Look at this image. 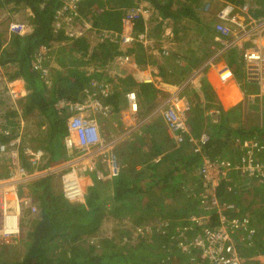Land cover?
Listing matches in <instances>:
<instances>
[{"label":"trees","instance_id":"trees-1","mask_svg":"<svg viewBox=\"0 0 264 264\" xmlns=\"http://www.w3.org/2000/svg\"><path fill=\"white\" fill-rule=\"evenodd\" d=\"M63 1L51 0L45 3L44 0H0V10L6 8L14 15L24 10L27 13L24 22L32 27V32L27 36L11 35L8 48H3L4 33L0 32V67L16 66V71L10 78L12 80L21 79L25 82L27 93L25 97L18 100L22 116L27 117L38 111L45 121L43 126H46L44 131L46 137L41 141V146L36 147H40L39 149L46 153L45 167L59 165L67 161L64 146V137L67 134V114H61L57 110V102L62 99L80 101L83 98V91L91 81L94 78L101 79L98 72L86 76L76 72L67 74V69H63L57 75L52 71L55 79L51 88H47L40 72L33 66L34 57L42 46L53 47L66 43L68 50L72 49L75 52L81 49L82 54L87 56L89 50L87 41L78 39L69 44L66 42L70 41L65 34L66 31L56 29L55 15ZM138 1L107 0L108 9L102 11L94 0H86L80 6V16L83 18L92 17V20H95V27L118 30L122 16ZM188 1L182 3L180 0H150L154 15L151 20H144V18L137 20L134 24L135 34L139 35L144 32L148 34L150 26L156 20L155 17L159 15L163 22L171 20L172 25L175 22L177 30H182L185 33L189 31L188 34L192 40L201 43V40L211 38L212 32L215 30L213 26L217 21L216 15L226 3L236 5L245 3L244 0H211V9L205 13L202 7L198 8L199 10L194 7L193 3H196L197 0L190 3ZM255 1L257 8L252 10L253 15L255 17L264 16V0ZM77 21L80 26L81 20L77 19ZM214 43H216L215 39ZM200 45L197 44L199 47ZM119 47L120 45L107 40L100 44L99 53L107 59L116 53ZM211 55L212 52L207 54V56ZM69 57L70 55L67 56V62L73 63L74 58L69 60ZM231 57L233 58V55L228 54L225 57L226 62L230 63L235 70L236 67L233 66ZM235 74L236 78H239L238 71L235 70ZM105 82L114 87L110 99L104 100L106 105L109 104L113 107L114 113H119L122 110L123 105L127 103V94L132 91L136 92L138 96L139 115L142 118L153 115L156 109L162 105V101L158 99L159 90L155 89L152 84H137L132 79H127L122 85L117 86L112 81L105 80ZM257 109L259 108L257 107ZM263 109H259L263 118L257 124L242 123L243 125H240L239 128L231 129L222 122L219 126L211 127V134L209 133L211 140L202 148L201 154L194 153V147L189 143L181 146L176 145L166 133L165 129L166 127L168 129V126L162 115L154 114L148 126L143 128L142 131H144L141 133L145 134L149 129L155 141L151 138L149 147H146L147 151L142 154L140 152V157L137 160L134 159L130 165H127V168L123 169L120 161L122 157V160L126 162L127 152L125 149H117L119 175L111 181L95 180L96 182L87 195L86 205L76 207L69 205L64 199L61 185L57 186L56 179L52 177L35 181L27 187H23L29 190L30 197L38 203L40 213L39 216H34L27 222V226L28 223L31 225L28 231L24 230L26 221L23 219L21 223V227H23L21 243L25 247L21 257L16 260L5 257L4 260L0 251V264H163V262L170 264V261L166 260L167 256L171 254L170 247L174 264H202L198 257L195 262H192L191 255L180 253L175 246L168 245L175 227L189 224L190 216L199 213L202 209L203 203L199 201L200 199H196L193 194H185L182 186L185 180L191 179V175H189L191 171L199 168L203 156L207 155L214 159L223 156L229 157V148L232 147L233 142L236 143V138L242 141L255 140L264 149ZM16 114L14 111L10 116H16ZM193 118H195L193 122L195 128L199 125L198 120L203 123L198 117ZM234 120L238 121L239 119L236 117ZM18 124L6 119L1 122L0 128H10L14 134L20 128ZM191 129L193 128L191 127ZM13 137L15 136L13 135ZM23 137L25 143L28 138ZM8 140V137L0 136L2 144H7ZM131 147L135 148L132 144ZM239 151L236 153L238 154ZM161 154L164 155L161 163H155V158ZM229 160L235 162L234 159L229 158ZM259 161H264V151L259 157ZM161 164L174 166L171 172L166 171L163 174L159 171ZM25 166L28 167L27 163ZM138 166L143 168L137 170ZM175 174L179 178H176ZM93 176L95 177L96 174ZM195 181H197L199 191L201 178L195 175ZM248 182L251 183L250 188L245 185ZM257 182L260 181L243 178L237 173L234 174L231 183V192L226 189L229 183H223L219 190L221 203L234 204L240 208L239 212H234L233 216L241 217L244 214L250 216L251 225L256 229L252 243L237 238L238 249L241 253L246 252L249 255H264V205L262 203L259 208H256L253 204L248 210L244 206L252 199L251 194L256 193V187L259 185L256 184ZM158 194H162V196ZM24 195L20 191V197ZM155 195L156 199L152 202ZM168 201L171 202V207L175 205L174 210H167L165 213L159 212L160 208L165 207ZM182 207H187V210H182ZM148 209L152 212L157 210L158 213L151 214L152 212L149 213ZM116 220H119L122 225L117 230L121 241H124L125 238L128 240L126 245L129 246V253L125 254L121 250L110 247V243L108 241L106 243L104 239H99L95 244L92 239L84 238L83 235L88 234L91 227L99 234L102 232L100 229L105 222ZM155 220L157 221L155 227L161 223H170L172 225L171 233L167 236L156 235L153 238L136 237V227L152 225ZM126 224L130 226L125 227ZM165 245L167 246L163 250ZM4 248L3 245L2 249ZM250 264L261 263L252 262Z\"/></svg>","mask_w":264,"mask_h":264},{"label":"built area","instance_id":"built-area-1","mask_svg":"<svg viewBox=\"0 0 264 264\" xmlns=\"http://www.w3.org/2000/svg\"><path fill=\"white\" fill-rule=\"evenodd\" d=\"M49 1L51 0H44L45 3ZM85 1L64 0L56 12V29L66 31L65 34L70 39L67 41L69 44L83 38L88 31L94 29L80 16V6ZM210 1L202 6L205 13L211 9ZM250 10L248 4L240 6L226 3L216 15L214 28L220 36L221 47L204 66L216 75V82L211 83L214 90L219 85L224 86L235 80V70L221 60L229 51L237 49L240 50L249 82L256 83L261 95H264V16L255 17ZM151 14L150 0H139L124 14L123 31L120 33L98 31L101 41L116 42L122 49L132 48L138 44L147 45V32L136 35L134 24L140 18L149 19ZM77 19L81 20L83 27L78 25ZM31 32L32 27L26 23L13 22L9 27L10 35L27 36ZM55 47L42 46L33 62L34 68L40 72L41 78L48 86L53 84L51 64L56 58ZM124 58L126 62H131L130 55L125 54ZM204 68L195 70L186 84H191L202 76ZM136 79L138 83H153L158 89L169 94L168 99L154 114L162 115L168 126L169 135L176 145L189 143L194 147V153L201 154L202 148L211 137L206 132L199 137L192 134L187 116L191 106L188 101L179 99L185 85L171 89L172 87L162 84L161 79L148 71L138 73ZM17 80L11 82L9 90L15 103L26 95L25 89L18 88ZM113 89V85L105 80L93 79L83 91V98L80 101L62 99L57 103V110L68 115L67 134L64 137L67 161L62 164L45 167L44 163L47 162L45 151L25 145L23 130H16L13 134L10 128H0V136L9 138L7 144L0 141V156L6 158L11 166L8 176H0V246L9 243L11 239H17L21 234L24 207H30L32 214L39 211L32 201L20 197L23 187L45 178H55L61 185L65 201L76 207L86 205L88 187L91 186L86 184V181L91 179L90 176L96 174L97 181H109L119 175V160L116 154L118 145L129 139L134 131L148 124L154 114L145 118L140 117L138 96L136 92H129L126 98L133 123L123 134L112 136L110 139L105 138L100 131L96 115L110 117L112 114L113 107L106 105L105 101L110 99ZM239 150L240 156L235 162L203 156L202 163L196 170V177L201 178V187L198 191L196 183L194 188H189L186 193L193 194L196 199L199 198L203 203L202 209L190 216L189 224L175 227L172 233L170 223H161L156 227L154 225L136 227V237L153 238L156 235L167 236L171 233L168 245L175 246L180 253L191 255L192 262L198 257L202 264H243L237 238L251 242L256 235V229L252 227L248 214L241 217L233 216L240 208L234 204L221 203L219 190L223 183H229L226 189L231 192V183L234 174L237 173L243 178L264 182V161H259L264 149L257 141L248 140L240 145ZM23 160L28 167L23 164ZM156 161L160 162L161 159ZM100 164L106 166L107 173L100 169ZM166 246L162 249L164 250ZM169 251L171 254L166 259L168 262L173 260L171 247Z\"/></svg>","mask_w":264,"mask_h":264},{"label":"crops","instance_id":"crops-1","mask_svg":"<svg viewBox=\"0 0 264 264\" xmlns=\"http://www.w3.org/2000/svg\"><path fill=\"white\" fill-rule=\"evenodd\" d=\"M94 1L96 2L100 10L103 11L108 9L107 0H94ZM181 1L182 3L186 2V0H181ZM193 1L195 0H190L188 1V3ZM244 1L245 3L241 4L240 6L248 4L251 8L250 10L251 13L252 10H255V8H257V6L255 5L256 3L255 0H244ZM207 2L208 0H197L196 4L195 3L193 4L194 7L198 9L204 6V4H206ZM151 10L153 11V7ZM118 11L121 12L120 10ZM151 17L152 16L149 17V20H151ZM85 19H86L85 22L89 23V25H92L94 28L93 30L88 31L85 34V36L81 38L87 41V44L89 45V50L88 53L86 54L87 56H84L82 54L81 49L80 51H75L74 53L70 54L69 60H71V58H74L73 59L74 61L73 63L68 62L64 64L63 69H67V74H69V72H76L82 75L89 76L94 72H98L100 73L99 74L100 75L99 77L101 78L100 81H104V80L112 81V83H114L117 86L119 84L122 85L123 82L127 79H132L137 84H145V83H138L136 77L138 76V73H143L144 71L145 72L148 71L152 75L154 76L156 75L158 79H161L162 84L165 83L168 85L171 84L170 86L172 87H180V88L185 85V88L182 89V93L180 94L179 99H181L182 101L184 100L188 101L191 106V110L187 115L188 125L192 134H194L197 137H199L201 134L205 132L211 134V129H212L211 127L219 126L222 122L231 129H233V127L239 128L240 125H243L242 123L247 125L249 120L246 119V117H248L252 113V111H256V113L259 114L261 112L259 109L264 108V95H261L260 88L256 83L249 82L247 78L245 66L242 61L240 50L234 49L233 51L232 50L229 51L221 60L222 63L231 66L230 63L226 62L227 60L225 57L228 54L233 55V58L231 57V59H233L232 60L233 66L236 67L235 70L238 71L239 78H236V74H235V80L232 83H229L224 86L219 85V87H217V89L214 91L212 89V85H210V83L208 84V80L212 82L217 79L215 73H213L211 70H207L206 67L204 68L206 62L221 47L219 41L220 36L215 30L212 32L211 38H205V40H201V43H199L198 41L192 40V38L188 34L189 31H186V33L182 30L179 31L177 30V28H175L176 27L175 22L174 25H172L171 20H167L163 22L161 16L157 15L156 21L150 26L147 45L138 44L132 48H126V49H122L121 47H119L116 53H113L110 57L105 59V57H102L101 53H99L100 44L103 42L100 39L98 31L107 30V29H101V27L100 28L95 27L94 25L95 20L94 19L92 20V17ZM80 26L83 27L82 22L80 23ZM118 28H119L118 30H112V29L111 30L108 29V30L112 31L113 33L122 32L123 31L122 21L119 23ZM213 29H215L214 26ZM6 36H7L6 45L9 47L11 35L9 33V35ZM214 39L216 43H214ZM114 43L118 45V43L116 42ZM197 44H201L200 47L197 46ZM57 45L55 47L54 54L57 49ZM210 52H212V55L207 56V54ZM125 54L130 55L131 57L130 63L125 61L124 58ZM55 56L57 55L55 54ZM159 60L167 64L165 65L163 63V65H165V68L167 70L162 69L163 66L160 65L161 62H159ZM58 61L59 59L55 58V63L52 62L51 64L52 71L55 75L60 74V72L63 71L61 67V65H63V60H60L59 62ZM201 68H204L202 74L203 77L201 79L198 77L193 83L186 84L187 81L190 79V77L195 73L194 71ZM134 69L136 70V72ZM204 78L205 80L203 81L202 79ZM54 79L55 77L53 78V81ZM201 80L203 83H201ZM169 81L171 82L170 84ZM22 82L24 84L23 89L27 91L25 82L23 80ZM206 83L207 86L204 87ZM153 86L155 87V89L161 91V92L158 91V99L161 100L162 103H164L168 99V97L164 94L163 90L158 89L155 85ZM46 87L51 88V86L48 85H46ZM8 89L10 90V85H8ZM257 107L259 109H257ZM66 116L68 118V115ZM96 117L100 124V131L103 134V136L107 139H110L112 136H118L123 134L126 128L133 123L132 113L130 111L128 103L123 105V108L119 113L112 112L110 117L101 114L96 115ZM193 117H198L203 121V123H201L198 120L199 125H197L198 127L195 128L194 127L195 124L193 123L195 118ZM236 117L239 119L238 121L234 120ZM148 124L141 127L139 130L134 131L130 135L129 139L123 141L118 145V149L120 150L125 149V151L127 152L126 162L123 161L121 157L120 163L122 169L127 168V165H130L133 162L134 158L137 160L140 157V152L144 153L147 151V148L151 143V138L155 141L152 133L149 132V129L147 130V133L142 134L144 131V130L142 131V129L147 127ZM191 127L193 129H191ZM165 130L168 135L169 132L167 127ZM139 134L140 136H138ZM131 144L132 146L135 147L134 149L133 147H131ZM162 156L164 155L161 154L155 159L156 160L162 159ZM225 158L228 157L223 156L221 159H225ZM155 163L160 164L161 161L160 162L155 161ZM8 164L9 162L7 161L6 158H4L3 156L0 157V176L5 177L9 175L10 168L8 167ZM173 166L174 165L161 164V168L159 171H161V173L163 174L166 171L169 173L171 172ZM142 168H143L142 166L140 167L138 166L137 170H141ZM100 169L102 171H107L105 165L100 164ZM90 178L91 179L86 181V184H90L91 186L89 187L91 188L97 180L94 176L93 177L90 176ZM89 187L88 189L90 190ZM21 191L23 194H25V196L30 197L29 190L27 188H22ZM30 198L32 199V197ZM32 200L35 203V206L39 208L38 203L34 201V199ZM186 208L187 207H182L181 209L187 210ZM23 213L24 214H22V221L24 219L27 224V222L30 220L29 218L31 217L33 219L34 216H39L40 211H38L36 214H32V212L30 211V207H24ZM21 232H22V227H21ZM240 254L243 263L246 264V262L243 259L245 253H241L240 251ZM246 256L248 258L251 257L250 263L258 262L264 264V255H254V257H252V255L247 254Z\"/></svg>","mask_w":264,"mask_h":264},{"label":"rangeland","instance_id":"rangeland-1","mask_svg":"<svg viewBox=\"0 0 264 264\" xmlns=\"http://www.w3.org/2000/svg\"><path fill=\"white\" fill-rule=\"evenodd\" d=\"M26 15H27V13L24 10L17 13L16 15L12 14L11 11L9 12V10H7L6 8L0 10V32L2 34L4 33L3 34L4 37L2 39V42L4 43L3 48H8V46L6 45V43H7V36L6 35H9L10 24L13 22L26 23V22H24ZM151 16H153V13L151 14ZM155 19H156V17H155ZM189 40H191V39H189ZM66 46H68V45L67 44L66 45L59 44V45H57V49L55 51V54L57 55L56 58L59 59V61L63 60V65L60 64L62 69L64 68V64L68 63L67 62L68 61L67 56L74 53V51L72 49L70 51V49L68 50V48ZM190 47H193V46H190ZM159 62H161L160 65L163 66L162 69L167 70L165 68V65H167V64L165 62H162L161 60H159ZM54 63H55V60H54ZM163 63L165 65H163ZM16 68H17L16 66H13V67L8 66V68H1L0 67V122H3L4 120L9 119V120L13 121L14 123H16V125H17V123H19L18 125H20V128H18L17 130H21V131L23 130L24 136L28 138L27 141H25V145H30L32 147H38V146H41L40 145L41 141H43V139L46 137V135L44 133L46 126H43L45 121L38 111L33 113L32 115L27 116V117L22 116V109L20 107V104H18V100H17V103H15V101L12 99V96L10 95V91L8 89V85H10L12 81H14L10 78V76L12 75V73H14V71H16ZM202 77L203 76H200V79ZM19 80H17L19 82V84H17L18 88H21V87L23 88L24 84H23L21 79H19ZM202 80L204 81L205 78ZM202 80H201V83H203ZM213 82H216V80L212 81V82H210V80H208V84L210 83V85ZM170 83L171 82L169 81V84ZM206 86H207V83L204 85V87H206ZM213 91H214V89H213ZM14 111L17 113L16 116H10V114L13 113ZM101 117H103V116H101ZM246 119L249 120L248 123H250V124H257L261 121L262 114H260V113L257 114L256 111H252V113L248 117H246ZM245 141H248V140L242 141V140H239L238 138H236V140H235L236 143L233 142L232 147L229 149V152H228L229 157L224 156V157H228L225 159L230 158V159L237 160L240 156V151H239L240 145L243 144ZM238 151H239V153L237 154L236 152H238ZM142 153L143 152H141V154ZM196 170L197 169H193V171H191V173L189 174V175H191V179H189L188 181L185 180V182L182 186V190H184L185 194L187 193V190L189 188L190 189L194 188L193 186L197 183V181H195ZM175 177L179 178V176L177 174H175ZM182 179H184V178H182ZM256 184H259L256 187V193H252L251 194L252 199H250L244 205L247 210L253 204L256 208H259L260 205H262V203L264 205V183L263 182H257ZM56 185L59 186L60 185L59 182L57 183V181H56ZM245 185L248 188L251 187L250 182L246 183ZM158 195L162 196V194H158ZM21 198L28 199V200L32 201L33 205H35V203L33 202V200L29 196L24 195ZM155 199H156V195L154 196V199H152V202H154ZM170 203L171 202L168 201L165 207L160 208L161 210H159V212L162 211V213H165V212H167V210L173 211L175 208V205L171 207L172 204H170ZM255 203H256V205H255ZM148 212L151 213L152 211H150V209H148ZM153 213L154 214L158 213V211L155 210L151 214H153ZM29 219H32V218L30 217ZM155 224H157L156 220L152 225H155ZM121 226L122 225H121V223H119V220L107 221L102 225V228L100 229V230H102L101 233L98 234V232L93 231V228L91 227L89 233L84 234L83 236L86 239H92L95 244L98 243L99 239H104V240H106L105 241L106 243H107V241L110 243V247L115 248L117 250H121L123 253L126 254V253L130 252L129 246L126 245V243H128V240L125 238L124 241H121L119 231L117 232V230H119L121 228ZM124 226L129 227L130 225L126 224ZM30 228H31V225L29 223H28V226L26 223H24V230L25 231H28ZM132 244H135V243H132ZM2 246H0V251L2 253V258L4 260H5V257H8L9 259L16 260L17 258L21 257L22 253H24V251H25V247H24L23 243H21V234L18 236L17 239H11L9 243H5L4 249H2ZM246 255L247 254L245 252L243 259L246 262V264H250L251 257L248 258ZM252 257H254V255H252ZM158 264H160V263H158ZM170 264H174V259L172 261H170Z\"/></svg>","mask_w":264,"mask_h":264},{"label":"clouds","instance_id":"clouds-1","mask_svg":"<svg viewBox=\"0 0 264 264\" xmlns=\"http://www.w3.org/2000/svg\"><path fill=\"white\" fill-rule=\"evenodd\" d=\"M231 67V66H230ZM233 70H234V68H232ZM155 77H157L156 75H155ZM158 78V77H157ZM200 78V77H199ZM145 84H147V83H145ZM153 84V83H152ZM166 84V83H165ZM154 85V84H153ZM166 85H168V84H166ZM168 86H170V85H168ZM170 87H172V86H170ZM174 88H176V87H172L171 89H174ZM177 88H180V87H177ZM164 92V94L168 97L169 96V94L167 93V92H165V91H163Z\"/></svg>","mask_w":264,"mask_h":264},{"label":"flooded vegetation","instance_id":"flooded-vegetation-1","mask_svg":"<svg viewBox=\"0 0 264 264\" xmlns=\"http://www.w3.org/2000/svg\"><path fill=\"white\" fill-rule=\"evenodd\" d=\"M22 162H23V164H25V161L24 160ZM8 167L11 168L10 164H8ZM2 177H4V176H2ZM56 181H57V183L59 182L57 179L55 180V182Z\"/></svg>","mask_w":264,"mask_h":264},{"label":"bare ground","instance_id":"bare-ground-1","mask_svg":"<svg viewBox=\"0 0 264 264\" xmlns=\"http://www.w3.org/2000/svg\"><path fill=\"white\" fill-rule=\"evenodd\" d=\"M116 128V127H115ZM13 221L15 220L16 221V219H12Z\"/></svg>","mask_w":264,"mask_h":264}]
</instances>
